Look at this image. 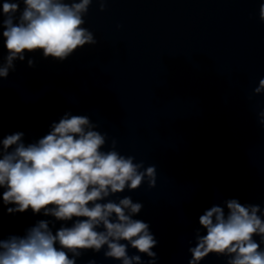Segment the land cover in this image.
<instances>
[{
    "label": "water",
    "instance_id": "obj_1",
    "mask_svg": "<svg viewBox=\"0 0 264 264\" xmlns=\"http://www.w3.org/2000/svg\"><path fill=\"white\" fill-rule=\"evenodd\" d=\"M0 0V64L6 62ZM264 0H92L83 16L94 45L67 59L40 51L13 61L0 78V139L23 132L38 141L66 114L86 115L125 156L155 165L130 196L143 204L158 243L155 264H189L199 216L225 201L259 205L264 219ZM15 14L14 23L23 11ZM34 66H28V60ZM143 170V169H141ZM0 188V238L23 235L43 215L8 214ZM59 228L60 222H54ZM55 228L53 229L55 231ZM201 234L205 230L200 229ZM260 242V237H255ZM264 249V243H261ZM128 254L137 255L129 246ZM144 264L149 257L141 255ZM210 254L200 264H227ZM121 264L104 250L85 251L76 264Z\"/></svg>",
    "mask_w": 264,
    "mask_h": 264
},
{
    "label": "clouds",
    "instance_id": "obj_2",
    "mask_svg": "<svg viewBox=\"0 0 264 264\" xmlns=\"http://www.w3.org/2000/svg\"><path fill=\"white\" fill-rule=\"evenodd\" d=\"M22 2L18 23L14 19L20 0L2 3V37L8 55L0 64V78H6L14 70L13 61H23L26 52L40 51L46 59L63 61L85 45L97 43L83 19L92 0ZM100 4L103 11L104 0ZM259 18L264 21V3ZM28 66H34L32 59ZM254 93H264V78ZM259 116L264 124V111ZM96 128L88 116L66 113L36 142L25 144L23 132L0 139L2 202L14 205L7 207V213L30 210L53 218L38 220L23 235L0 238V264H76L89 250H104L105 258L121 264H144L141 255L150 258L148 264H155L153 249L158 241L149 223L135 218L143 204L130 196L118 201L110 197L139 189L145 179L149 187H155L156 167L144 168L143 162L120 154L115 141L104 151L106 136ZM224 203L227 212L224 206L213 205L199 216L189 264H200L210 254L229 257L227 264H264L260 206L237 199ZM54 222H60L59 228ZM129 246L139 254L130 256Z\"/></svg>",
    "mask_w": 264,
    "mask_h": 264
}]
</instances>
